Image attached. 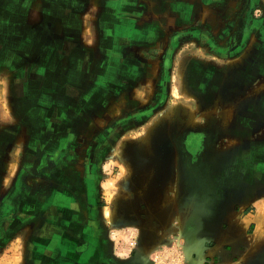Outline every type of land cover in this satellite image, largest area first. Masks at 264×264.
<instances>
[{"label": "rangeland", "instance_id": "obj_1", "mask_svg": "<svg viewBox=\"0 0 264 264\" xmlns=\"http://www.w3.org/2000/svg\"><path fill=\"white\" fill-rule=\"evenodd\" d=\"M74 1L0 0V31L9 32L11 27H15V17L24 10H28L32 21L42 12L53 27L50 42L56 38L57 42L75 41L83 47L84 51L78 49L70 53L72 47L67 45L61 56L64 54L67 58L71 54L70 59L74 62L69 65L65 58L67 66L65 62L64 74H75L85 89L91 80L94 62L90 61L100 55L94 47L98 30L91 17L100 9L110 15L120 14L123 19L116 32L122 38V34L130 28L128 23L132 26L133 19L137 18H132L133 14L138 16L137 12L144 8L149 13L153 12L156 4L154 0ZM252 1L259 3L258 13L254 14L256 24L249 33L243 35L241 32L238 36L235 34L237 19L232 16L240 8L245 9L249 0H187L180 3L186 10L184 15L191 16L193 11L204 15L200 21H204V28L211 34L210 50L195 39L179 45L164 80L159 79V65H162L157 62L154 47L143 50L141 46L140 50L136 47L133 52L129 50L131 56L136 53V59L140 60L138 68L129 69L133 64L130 60L109 61L113 73L107 76V81L98 85V90L102 94L113 90L115 94L106 98L111 102L107 103V114L100 118V128L112 119L131 118L129 125L115 133L97 171L98 195L102 204L97 214L111 237L110 244L116 256L131 253L135 264H189L188 261L198 256L196 241L191 235H185L184 229L185 222L192 217L196 219L198 231L214 240V232L206 220L203 221L205 216L187 206L190 199L181 177L180 156L176 158L175 152L168 147L171 136L179 131L210 129L213 133L211 143L215 145L213 158L217 164L226 160L231 167V175L240 169V174L249 178L244 180L248 181L247 186L251 190L245 198H241L242 201L237 202L241 205H235L236 213L233 215L243 217L248 213H257L262 216L256 237L249 235L251 228L247 232L249 236L237 242L233 241L234 237L233 243L226 244L230 241L227 238L221 249L234 260L246 251L247 256L241 264H259V258L264 264V243H261L264 242V0ZM74 11L82 13L75 16ZM163 17L158 20L162 26H167L163 31L168 32L171 30L169 25H164L168 19L166 15ZM111 20L107 19L113 22ZM142 20L154 22L155 18H142L139 22ZM200 21L196 20L195 25H199ZM189 25L183 24L182 27ZM152 26L153 30H157V25L153 23ZM72 33L81 36L72 40ZM161 35L165 41L169 37L166 32ZM153 41L152 37L148 39V42ZM89 42L94 44H87ZM126 44H129L126 38L117 40L115 47L122 48ZM74 67L75 70H71ZM129 70L130 75L121 79V75ZM0 87L5 91L3 94L0 92V125H11L16 132V126L21 129V125L14 109L9 108L8 86ZM90 94L86 96L85 108L91 103L88 100ZM85 120L86 134H90L91 124L86 117ZM22 128L15 150L8 151L0 167L5 176L1 180L3 187L11 186L10 179L20 168L15 164L24 154L26 129ZM3 130L8 136L9 128ZM5 135L0 136V148L2 143L5 144ZM237 193L234 197L236 201L240 196ZM26 234L25 231L18 233L12 241L0 245V264H28ZM252 256L253 259L250 258ZM183 257L186 258L183 260Z\"/></svg>", "mask_w": 264, "mask_h": 264}, {"label": "flooded vegetation", "instance_id": "obj_2", "mask_svg": "<svg viewBox=\"0 0 264 264\" xmlns=\"http://www.w3.org/2000/svg\"><path fill=\"white\" fill-rule=\"evenodd\" d=\"M248 4L232 16L237 19V36L241 32L243 35L249 33L256 24L259 3L249 0ZM80 13L74 11L75 16ZM137 13L138 16L133 14L132 18H137L133 19L132 26L128 24L130 28L122 38L116 32V27L121 24L120 14L110 15L100 9L91 17L98 30L94 47L100 55L90 61L94 62L91 80L85 89L75 74H64L66 59L69 65L74 62L70 59L71 54L67 58L64 54L61 56L67 45L72 47L70 53L78 49L84 51L83 47L75 41L60 43L56 38L50 42L53 27L42 12L32 21L28 10H24L15 17V27L9 32L0 31V85L8 86L9 108L14 109L21 125L20 129L15 124L16 132L11 125H0V136L5 135L3 129L9 128L5 144L2 143L0 148V167L8 151L15 150L22 127L26 129L24 154L19 165L15 164L20 168L11 177V186H1L5 176L0 169V245L25 231L28 264H135L131 253L123 257L114 254L107 229L97 214L102 208L97 171L115 133L131 122L129 116L116 121L112 119L100 128V118L107 114V103L111 102L106 98L113 96L115 91L102 94L98 85L113 73L109 61L130 60L133 64L129 69L141 65L136 53L132 56L128 53L135 47L138 50L141 46L143 50L154 47L157 62L163 67L159 65V79L164 80L179 45L195 39L209 51L211 42V34L204 28V21H200L204 15L199 11L180 19L175 15L166 17L168 21L164 25L171 29L168 32L163 31L167 26H162L158 20L164 18L161 15H151L146 8ZM108 18L113 22L107 21ZM142 18L155 20L139 22ZM196 20L200 21L199 25H195ZM153 23L157 30L152 29ZM183 24L191 26L183 28ZM162 32L169 35L166 41ZM80 36L74 34L72 40H78ZM151 37L155 42H148ZM125 38L129 44L115 47L117 40ZM236 43H239L237 39ZM214 51L220 54L219 50ZM127 72L121 75V79L127 78L131 70ZM0 92L5 93L1 87ZM89 94L91 103L85 108ZM85 117L91 124L90 134H86ZM212 134L210 129L179 131L171 136V145L168 146L176 158L180 156L181 177L190 199L187 206L205 216L202 220H206L214 232V240L198 231L195 217L185 222V235H191L196 246L206 245L208 248L215 246L214 241L226 230L228 221L236 213L235 205L240 207L241 203L237 202L251 190L248 181L244 180L249 178L243 177L240 169L231 175L228 161L217 164L213 158ZM236 193L240 195L238 201L234 198ZM203 240L206 243L203 244ZM213 259L211 264H218L216 258ZM259 264H263L260 258Z\"/></svg>", "mask_w": 264, "mask_h": 264}, {"label": "crops", "instance_id": "obj_3", "mask_svg": "<svg viewBox=\"0 0 264 264\" xmlns=\"http://www.w3.org/2000/svg\"><path fill=\"white\" fill-rule=\"evenodd\" d=\"M154 2L156 4L155 10L153 12H150V14H159V16L161 15V17L166 15L167 18H168V16L171 17V14H175V16H179V19L187 17L186 15L183 14V12L186 10H184V8L180 6L181 5L180 3H185V2H187V0H174V1H172V0H154ZM165 2H168V4H164ZM163 4H164V6H163ZM173 12H176V13H173ZM153 42H155V41H153ZM261 219H262V216L257 215V213L254 215L248 213L247 215H244L243 217H240L238 215H234L228 221L227 229L224 230L222 232V234L220 235L221 240L218 239V242L215 243V246H213L212 248H208L206 245H201V246L199 245L197 248L198 256L196 257L195 260L191 259L190 261H188L189 264H205L207 262L211 264L212 261L214 260L213 258H216V260L218 261V264H241L242 261H244V257L247 256L246 251H245V253H241V255H242L241 257L234 260L233 256H230L229 253L223 251L221 249V247H222L223 243L227 240V238H229L230 241H228L226 244H230V243H233V241L237 242V240H239V239H244V237L246 238L249 235H252L253 238L256 237L258 234L257 230L259 229V226L262 224ZM251 228H252L251 233L249 235H247L248 230H250ZM234 237H236V238H234ZM233 238H234V240H233ZM110 239H111V237L109 238V240ZM246 241H248V240H246ZM261 243H264V242H261ZM185 258L186 257H183V260ZM250 258L253 259L254 256H252Z\"/></svg>", "mask_w": 264, "mask_h": 264}]
</instances>
